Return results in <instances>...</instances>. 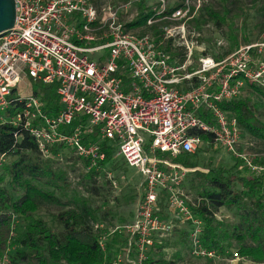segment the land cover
<instances>
[{
    "label": "built area",
    "instance_id": "1",
    "mask_svg": "<svg viewBox=\"0 0 264 264\" xmlns=\"http://www.w3.org/2000/svg\"><path fill=\"white\" fill-rule=\"evenodd\" d=\"M203 1L125 0L96 7L88 0H14L13 27L0 34V113L21 105L8 121L33 139L41 157L62 147L98 171L108 154L109 161L119 157L142 175L132 221L101 232L103 252L108 233L123 237L107 264H145L155 246L185 228L191 258L221 259L201 245L202 221L181 189L196 169L174 161L209 145L195 132L209 135L211 145L253 173L263 170L249 153L237 152L238 123L221 105L249 85L264 88V36L216 61L188 27ZM139 5L150 17L143 27L128 29ZM88 54L99 55L90 60ZM30 81L56 83L60 111L46 114L38 96L22 93L19 85ZM3 162L1 156L0 167ZM160 199L167 217L159 215Z\"/></svg>",
    "mask_w": 264,
    "mask_h": 264
},
{
    "label": "trees",
    "instance_id": "2",
    "mask_svg": "<svg viewBox=\"0 0 264 264\" xmlns=\"http://www.w3.org/2000/svg\"><path fill=\"white\" fill-rule=\"evenodd\" d=\"M88 1L96 7L101 6L103 2ZM204 1L191 23V29L197 33L201 32L202 25L208 21L214 22L216 26L224 21V15L220 16L216 10L204 4ZM137 10V20L127 24L128 29L143 27L150 17V14L144 13L142 5H139ZM223 11L227 13L224 7ZM261 12V30L264 31V6ZM232 41L233 49L237 48L238 41L235 37ZM244 42L251 43L246 38ZM210 56L216 61L224 58L218 55ZM30 87L31 92L43 103V111L46 114L53 115L60 111L56 83L46 85L30 81ZM14 91H11L12 96ZM250 93L264 100V88L249 85L241 97L223 103L221 108L236 119L240 131L264 143V122H261L254 112L264 106L260 100L251 106ZM20 109L21 105L15 102L0 113V157L4 158L0 167V264H107L114 255L116 245L121 244L123 240L121 237H114L111 242H107L105 254L99 246L101 232L105 228L99 230L95 227L98 224L88 225V221L96 222V219L95 212L89 211L85 204H82V207L64 208L65 210L52 218L61 230H54L51 225L36 216L44 204L68 205L60 202L56 190H63L65 181L52 174L47 164V167L38 165L37 158L41 156L33 139L21 127L8 121ZM198 116L204 118L201 113ZM195 135L211 145L209 135L202 132H195ZM61 151L62 147H55L51 150L50 157L61 155ZM26 152L29 154H25ZM199 152L184 153L174 161L189 169L198 168ZM33 157L36 161L32 160ZM109 158L107 154L101 167L109 162ZM254 164L258 162L255 160ZM84 165L87 167L86 162ZM261 165L264 166L263 163ZM207 166V173L193 171L185 177V189L195 196L193 205L188 203V206L202 221L201 245L207 250L215 251L223 259L232 260L236 254L241 259L264 264V168L245 178L232 176L221 168H213L210 164ZM94 174H97L95 168L88 169L86 177L91 179ZM236 184L240 187L237 188ZM163 202V199L158 202L159 215L167 217ZM223 208L231 212L233 221L218 220L214 216ZM118 223L125 224L126 221L119 219ZM173 236L175 245H186L187 248V228L175 229L172 238ZM163 248L164 245L155 246L145 264H175L162 258H152L153 254L160 253ZM212 263V260H206V264Z\"/></svg>",
    "mask_w": 264,
    "mask_h": 264
},
{
    "label": "rangeland",
    "instance_id": "3",
    "mask_svg": "<svg viewBox=\"0 0 264 264\" xmlns=\"http://www.w3.org/2000/svg\"><path fill=\"white\" fill-rule=\"evenodd\" d=\"M124 1L103 0L101 4L110 2L116 5ZM205 3L213 10H216L220 16L224 15V21L219 22L218 26L212 21H208L202 25L198 43L202 44L204 52L210 55L226 57L245 44L244 38L251 42H259L263 38L264 31L261 30L263 13L261 12V8L264 6V0H227L226 2L223 0H207L206 2L204 1ZM223 7L227 10V13H224ZM127 17L128 14H125L121 20L126 21ZM192 21L188 25L189 28H192ZM234 37L238 41V47L235 49H233L232 41ZM98 55L88 54L87 57L90 60H95ZM19 87L22 93L23 90L25 93H28V84L26 87L20 84ZM249 98L251 106L260 100L253 93L249 94ZM260 102L264 106V100H260ZM254 112L257 118L261 122H264V108L260 106ZM237 152L239 154L242 152L249 153L252 164L256 167L264 168L261 165V163L264 164V143L253 139L242 130L240 131V144L237 146ZM25 154H29V152ZM197 158L199 167L195 169L202 173H207V165L210 164L213 168H221L235 177L241 176L247 178L253 174V171L244 166L240 159L232 156L220 146L203 145ZM32 160L36 161L34 157ZM255 160L258 162L256 165L254 164ZM37 162L41 167L47 164L52 174L63 178L65 181L66 186L63 185V190L55 189L57 190L60 202L68 203V205L44 204L36 214L37 217L51 225L54 230H61V228L52 218L66 208H73L74 206L82 207V204H85L89 211L95 212L96 222L88 221L89 226L91 224H98L102 225V229H108L115 225H121L118 223L119 219H124L126 222L132 221L141 193L140 186L143 178L138 169L126 166L119 157L106 163L91 179L86 177L88 169L84 165L83 160L78 159L69 149L62 148L61 155L55 157H38ZM236 185L237 188L240 187L238 184ZM7 188L9 189V187ZM181 189L187 198L193 202L195 196L192 193H188L185 189V181ZM62 194L64 196H61ZM217 215L220 220H234L231 212L224 208L220 209ZM108 234L106 236V243L111 242L114 237H119L115 235L111 237ZM121 238L123 240V237ZM174 241L175 238L173 236L172 239L170 238L164 244L161 252L153 254L152 258H162L175 264H206L205 260L191 258L186 245L180 244L177 246L174 244ZM238 263L256 264L241 258L234 261L221 258L212 264Z\"/></svg>",
    "mask_w": 264,
    "mask_h": 264
},
{
    "label": "water",
    "instance_id": "4",
    "mask_svg": "<svg viewBox=\"0 0 264 264\" xmlns=\"http://www.w3.org/2000/svg\"><path fill=\"white\" fill-rule=\"evenodd\" d=\"M15 20L14 0H0V34L13 27Z\"/></svg>",
    "mask_w": 264,
    "mask_h": 264
},
{
    "label": "crops",
    "instance_id": "5",
    "mask_svg": "<svg viewBox=\"0 0 264 264\" xmlns=\"http://www.w3.org/2000/svg\"><path fill=\"white\" fill-rule=\"evenodd\" d=\"M23 84V83H22ZM29 86V90H28V92H30L31 91V87H30V84L28 85Z\"/></svg>",
    "mask_w": 264,
    "mask_h": 264
}]
</instances>
